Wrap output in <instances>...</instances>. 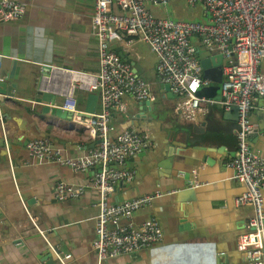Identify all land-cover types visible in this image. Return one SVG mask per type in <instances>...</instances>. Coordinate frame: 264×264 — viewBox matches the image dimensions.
<instances>
[{"label":"crops","instance_id":"1","mask_svg":"<svg viewBox=\"0 0 264 264\" xmlns=\"http://www.w3.org/2000/svg\"><path fill=\"white\" fill-rule=\"evenodd\" d=\"M12 1L23 5L25 14L18 22L0 24V86L12 87V96H3L0 108V264H61L57 255L69 256L66 264H166L165 259L155 262L146 249L99 262L93 247L98 214V191L93 183L99 166L74 171L31 160L26 152V143L32 139H47L73 159L88 157L98 146L71 118L43 112L44 106L60 108L64 91L75 84L77 74L98 72V44L91 25L94 0ZM111 9L117 12L116 5ZM110 48L149 84L155 107L139 113L140 101L126 94V112L112 113L114 133L135 130L148 134L152 144L123 165L112 164L118 170L134 169L135 175L129 182L115 183L108 201L116 204L161 194L120 225L138 227L154 219L162 230L163 244L211 243L216 258L221 257L220 264H240L237 241L247 229L253 208L237 204L245 187L234 179L235 170L230 167L237 149L235 128L221 132V141L207 149L188 144L185 155H166L170 130H183L194 138L195 128H212L213 121L236 125V120L221 117L225 109L219 103L220 90L210 91L203 84L200 95L215 102L202 103L194 122L182 121L177 116V98L161 91L156 58L149 47L136 37H125L112 42ZM43 66L52 68L47 75ZM260 71L264 73V61ZM46 96L52 101H45ZM74 96L79 111L86 112L93 104L98 111V91L75 89ZM253 105L250 119L258 131L250 134L248 143L264 157V97ZM59 182L81 189V194L57 200ZM168 252L164 253L171 261L185 255Z\"/></svg>","mask_w":264,"mask_h":264},{"label":"built area","instance_id":"2","mask_svg":"<svg viewBox=\"0 0 264 264\" xmlns=\"http://www.w3.org/2000/svg\"><path fill=\"white\" fill-rule=\"evenodd\" d=\"M170 1L94 0L91 25L98 44L99 69L96 74H77L75 84L64 91L60 108L69 113L71 123L84 129L93 141L99 140V144L82 159L65 156L60 147L47 139L29 140L26 152L31 160L53 162L74 171L83 172L99 166L93 183L98 191L93 247L99 262L146 249L153 257L169 250L176 254L189 253L183 257L177 255L168 264H216L211 243L163 244V233L157 220H147L138 227L131 223L120 225L121 220L129 222L135 212L161 197L159 192L116 204L108 201L115 183L129 182L135 175L134 169L118 170L112 164L121 166L152 144L148 134L135 130L114 133L110 117L115 112H126L123 102L126 94L137 101H155L149 84L110 47L112 42L122 41L125 37H136L144 42L156 58L159 82L168 84L178 100V118L187 122L196 120L202 103L215 102L199 94L200 87L208 83L203 79L196 46L221 54L219 103L225 111L236 107L238 113L237 149L230 167L235 170L234 179L245 190L238 197L237 204L253 208L247 229L238 238L237 251L244 257L240 264H264V157L254 153L248 143L250 134L258 131L250 119L255 109L253 103L264 97V73L260 71L264 61V0H184L189 8L202 7L204 21L200 22L158 17L151 11V7L165 9ZM113 5H116L117 12L112 11ZM24 14L23 5L0 0V24L18 22ZM75 89L98 91V111L89 114L79 111ZM80 194L81 189L64 182L56 185L55 197L59 201ZM185 256L189 258L185 259ZM57 258L61 264H66L69 256L57 255Z\"/></svg>","mask_w":264,"mask_h":264},{"label":"water","instance_id":"3","mask_svg":"<svg viewBox=\"0 0 264 264\" xmlns=\"http://www.w3.org/2000/svg\"><path fill=\"white\" fill-rule=\"evenodd\" d=\"M197 56L199 58L200 66L203 71V79L207 81L208 88L211 91H218L220 90V85L222 83V55L221 54H213L206 50L197 49L196 50ZM43 73L44 75H47V73L52 69L51 66H43ZM0 86V108L3 106L4 103V97H11V88L12 87H6ZM161 91L164 95H167L169 98L175 97L170 90V87L168 84H161ZM42 93V92H41ZM40 94V93H38ZM4 96V97H3ZM203 96V95H202ZM96 99V96H94ZM45 101L51 102L52 98L51 96H46ZM38 102L41 103V100H38ZM149 107H155V102L150 100L140 101L138 103L139 113H144L145 110ZM96 110V104H93L91 108H88L85 113H94ZM43 112L51 114H56L57 116H60L62 118L69 117L70 115L68 112L63 111L61 108L56 106H44ZM87 114H82L83 117L88 116ZM223 120L225 121H235L237 120L238 113L236 107H231L228 111H223L221 114ZM138 116V115H137ZM236 131L237 126H224L221 124V121H213L212 128L211 126H206V128H195L196 129V135L194 138L189 137V133L183 130H170L167 132V141L168 145L166 148V155L170 158H173L174 156H180L185 155V151L188 148L189 145H194V147H197L199 149H207L208 147H211L212 145H215L216 143H219L221 141V132H226L229 130ZM99 144V140H97L94 145ZM3 145V140L0 139V146ZM200 146V147H199ZM189 183V182H187ZM185 230L189 229L188 225L184 226ZM57 252V250H56ZM241 256V263L244 261V257ZM220 258L217 256L216 261L217 264H220Z\"/></svg>","mask_w":264,"mask_h":264},{"label":"rangeland","instance_id":"4","mask_svg":"<svg viewBox=\"0 0 264 264\" xmlns=\"http://www.w3.org/2000/svg\"><path fill=\"white\" fill-rule=\"evenodd\" d=\"M153 13L158 17L168 16L176 20L195 22L204 21V17L202 16V7L197 5L194 8H189L184 3V0H171L165 9L162 7H153Z\"/></svg>","mask_w":264,"mask_h":264},{"label":"bare ground","instance_id":"5","mask_svg":"<svg viewBox=\"0 0 264 264\" xmlns=\"http://www.w3.org/2000/svg\"><path fill=\"white\" fill-rule=\"evenodd\" d=\"M170 251H171V252H174L173 250H169V252H170ZM169 252H168V253H169ZM174 253H175V252H174ZM182 254H186V252L184 251V253L182 252ZM186 255H187V254H186ZM199 258H201L200 255H199ZM155 259H156V260H154L155 262H157V260L165 259V260H166V264H168V262L171 261L169 258L166 257V253H164V252H163V254L161 253V254H159L158 256H156Z\"/></svg>","mask_w":264,"mask_h":264},{"label":"trees","instance_id":"6","mask_svg":"<svg viewBox=\"0 0 264 264\" xmlns=\"http://www.w3.org/2000/svg\"><path fill=\"white\" fill-rule=\"evenodd\" d=\"M197 49H204L201 45L196 46ZM200 94V93H199Z\"/></svg>","mask_w":264,"mask_h":264}]
</instances>
